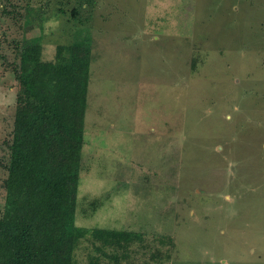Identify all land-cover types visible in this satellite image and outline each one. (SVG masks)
Wrapping results in <instances>:
<instances>
[{
    "label": "rangeland",
    "instance_id": "rangeland-1",
    "mask_svg": "<svg viewBox=\"0 0 264 264\" xmlns=\"http://www.w3.org/2000/svg\"><path fill=\"white\" fill-rule=\"evenodd\" d=\"M88 1L0 0V157L10 41L41 35L51 61L89 34L75 225L142 233L141 264H264V0Z\"/></svg>",
    "mask_w": 264,
    "mask_h": 264
},
{
    "label": "trees",
    "instance_id": "trees-1",
    "mask_svg": "<svg viewBox=\"0 0 264 264\" xmlns=\"http://www.w3.org/2000/svg\"><path fill=\"white\" fill-rule=\"evenodd\" d=\"M30 6L28 2L26 14L33 13L41 27L43 10ZM81 6L70 8V23H83ZM33 19L26 16L23 26ZM40 38L10 41L13 60L7 66L15 86L9 130L2 141L5 155L0 157V264H141L135 255L151 249L142 233L75 225L90 35L57 45L51 61L42 59ZM97 204L91 202L92 211ZM151 251L149 259L161 263L160 250Z\"/></svg>",
    "mask_w": 264,
    "mask_h": 264
}]
</instances>
